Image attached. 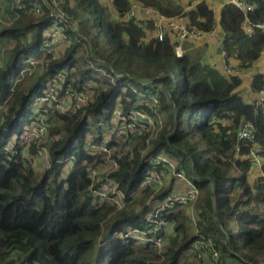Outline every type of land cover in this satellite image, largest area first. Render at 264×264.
<instances>
[{
	"label": "trees",
	"instance_id": "obj_1",
	"mask_svg": "<svg viewBox=\"0 0 264 264\" xmlns=\"http://www.w3.org/2000/svg\"><path fill=\"white\" fill-rule=\"evenodd\" d=\"M4 1L9 12L17 10L11 0ZM179 1L110 0L103 4L99 0H64L62 9L74 20L73 30L68 32L70 44L50 59L42 75L32 76L30 84L20 82L14 91L10 90L12 83L24 62L40 54L52 18L41 0H21L19 17L10 26L0 27V39L6 40L10 51H5L0 68V104L4 107L0 119V264H179L183 255H193L196 235L188 233L189 219L183 211L174 215L176 234L161 260L156 252L138 250L131 241L114 234L126 226L142 225L145 206L139 212L131 209L138 198H130L128 210L108 218L111 208L93 203L87 193L88 168L103 155L83 152L85 136L93 133L99 138L103 123L110 120L118 103L124 110L138 106L132 86L158 92L164 126L127 143L112 173L120 188L127 195L136 191L153 168L149 157L165 153L179 168L197 177L200 194L194 207L205 221L204 233L213 236L220 254L246 264H264V176L250 184L252 167L246 157L250 144L238 141L242 122H251L254 142L264 158V108L242 98L239 77L225 76L203 63L200 55L184 52L176 56L170 36L145 41L142 22L116 20L109 9L111 5L122 17L138 2L169 17H183L189 28L204 32L213 27L215 18L207 0H187L195 2L189 10ZM249 1L254 5L248 13L250 22L264 23V0ZM36 5L42 14H34ZM243 19L239 9L222 6L221 48L226 60L234 58L245 69L262 55L264 63V27L247 35L241 28ZM146 23L145 28L151 29V21ZM62 69L72 78L74 89L90 90L92 98L49 131V166L41 172H26V166L3 154V146L20 136L33 98ZM104 72L116 81L112 83ZM250 87L253 91L263 88L264 75L254 74ZM110 144L119 147L117 141ZM72 155L75 160L68 168L61 161ZM261 170L264 172V162ZM102 225L104 238L98 243Z\"/></svg>",
	"mask_w": 264,
	"mask_h": 264
},
{
	"label": "built area",
	"instance_id": "obj_2",
	"mask_svg": "<svg viewBox=\"0 0 264 264\" xmlns=\"http://www.w3.org/2000/svg\"><path fill=\"white\" fill-rule=\"evenodd\" d=\"M17 8L10 16H5V10L0 5V27L10 26L18 17L19 10L22 9L21 0H11ZM48 8L51 22L45 31V35L40 43V54L35 58L26 60L14 79L11 91H14L17 84L27 77L42 75L47 69L50 59L56 57L70 44L69 31H72L74 20L62 9L64 0H41ZM223 5H232L244 14L241 23L243 32L247 35L253 34L256 28H263L264 23H252L248 13L254 5L249 0H222ZM184 8L191 9L195 2L187 1ZM141 9V15L137 9ZM34 14H42L40 6H34ZM115 19L128 20L133 18L135 22H142L144 29L147 20L151 21L152 27L149 29L150 38L163 40L170 36L173 42V49L176 56L180 57L184 53L183 43L187 38L200 39L202 36L214 35L216 25L208 31H199L189 28L180 17H169L157 10L143 6L141 3L133 2L131 8L123 15ZM85 39L84 36L78 34ZM149 38V39H150ZM1 46V45H0ZM0 47V68L5 63V50ZM221 56L224 59V74L226 76L239 77L242 68L228 65L225 52L221 48ZM105 76L112 83L116 80L109 72H104ZM138 82L145 84L144 80ZM133 91L137 94L138 106L124 110L121 103H118L112 111L108 122L103 123V133L99 136L87 133L82 146L85 153L91 155H103V159L96 165L88 168L89 183L87 193L92 198L93 203L111 208L112 212L128 210L130 198H139L147 194L144 201L146 208L143 214L141 226H126L115 231V235L124 240L131 241L138 250L156 252L160 259H164L163 250L175 235L174 215L184 207H188L189 226L195 240L192 243V264H219L220 253L217 249L213 236L204 233L205 221L200 218L199 213L193 205L197 201L200 190L196 184L197 177L194 174H187L179 168L176 162L165 153L159 152L148 161L153 168L148 171L140 182L138 188L133 193L127 195L119 186L118 181L112 173L118 168V157L127 149L132 137L145 135L156 127L164 126V114L160 111V96L157 91L149 89H137ZM93 92L90 90H76L72 86V78L68 77L66 69L60 70L54 78L48 79L42 92L36 95L30 104L29 119L23 125L20 136H16L3 146V154L14 162H20L29 169L36 168L39 161L46 167L50 163V155L46 139L49 131L73 112L81 110L82 107L92 98ZM255 104L264 108V87L257 91ZM4 107L0 104V119L3 117ZM254 125L249 121H243L238 130V141L250 144L246 157L249 159L251 167L260 169L263 164V156L260 154L259 146L254 142ZM117 141L119 147L116 148L110 142ZM149 147V140L146 141ZM238 156L239 147L235 148ZM146 150L143 149L142 153ZM75 160L72 155L61 162H65L70 168ZM146 192V193H145ZM143 206L135 208L139 212ZM108 215V218L112 215ZM105 226H101V235L98 243L103 240ZM19 264V262L10 263Z\"/></svg>",
	"mask_w": 264,
	"mask_h": 264
},
{
	"label": "crops",
	"instance_id": "obj_3",
	"mask_svg": "<svg viewBox=\"0 0 264 264\" xmlns=\"http://www.w3.org/2000/svg\"><path fill=\"white\" fill-rule=\"evenodd\" d=\"M207 2L210 8L213 10V14L215 18V25H216V33L214 35L202 36L200 39L187 38L183 43V49H184V52H188L192 56H194L195 54H199L201 56V61L203 63H207V64H210L216 67L221 73L224 74V68H225L224 59L221 56V34L222 32H221V28L219 25L220 11L223 6V2L222 0H207ZM179 3H181L182 5H186L185 3H187V0H180ZM137 12L140 15L142 13L140 8L137 9ZM114 15L115 14H112L113 17ZM180 20L185 24V19L183 17H180ZM145 31H146V35H145L144 40L148 41L149 40V37H148L149 29H145ZM227 62H228L227 64L230 66H238V63H239L234 58H229ZM256 73H262L264 75L263 55L251 67L242 69L240 71L239 78L241 79V85L238 87V91L246 102H254L255 99L257 98V91L251 90V87H250L252 77ZM102 133H103V129H102ZM263 162H264V159H263ZM33 170L37 172V168H34ZM260 176H264V172L261 170V168L260 169L251 168V171L248 175L249 182L251 178H258ZM188 210L189 208L186 206L182 208L180 211H183L189 219ZM175 226H176V223H175ZM187 228H190L191 230V227L189 226V221L187 223ZM191 233L193 234V232ZM221 260L222 262H220L219 264H246L247 263L243 259L242 260L244 262L238 260V258L236 257H231L228 255L224 256L222 254H221Z\"/></svg>",
	"mask_w": 264,
	"mask_h": 264
},
{
	"label": "rangeland",
	"instance_id": "obj_4",
	"mask_svg": "<svg viewBox=\"0 0 264 264\" xmlns=\"http://www.w3.org/2000/svg\"><path fill=\"white\" fill-rule=\"evenodd\" d=\"M100 2H102L103 4H110V0H99ZM0 4H2V8L5 10V13L7 14V15H5V16H10L12 13L11 12H9L6 8H5V6L7 7V5H8V2H5L4 0H0ZM9 9V8H8ZM109 9H110V11L112 12V14H115L114 13V11H113V9H112V7H111V5L109 6ZM114 19H115V16L113 17ZM148 37L150 38V33L148 32ZM7 42H6V40H4V39H0V45L1 46H3L4 48H3V50H5L6 52H10L9 51V49H8V47H9V44L7 45L6 44ZM0 46V47H1ZM80 52H81V50H79V52H78V54H80ZM7 53V54H8ZM199 53V52H198ZM194 56H198L199 57V54H195ZM174 76H175V78H176V80H180V77H179V75H178V73H177V71L176 70H174ZM31 78V76L30 77H27V78H25L23 81H25V84L27 83V84H30L32 81H34L33 79H30ZM36 168H37V172H41V171H43L45 168H46V165L43 163V162H41V161H39L38 163H37V165H36ZM256 180H257V178H251L250 179V183L251 184H253V183H255L256 182ZM146 197V196H145ZM145 197H144V199H142L141 200V202L139 201L142 197H139L138 199H136L135 201H134V203H133V205L131 206V209L135 212V208L138 206V208H140L141 206H143V204H144V201H145ZM116 213L114 212H112V215L109 217V218H113L114 217V215H115ZM191 227V226H190ZM192 229V228H191ZM187 231H188V233L189 234H191V232H192V230H190V228H187ZM193 253V252H192ZM220 253V252H219ZM193 256H194V253H193ZM191 258H193L192 256L191 257H188L187 255H183L182 257H181V259H180V262H179V264H192L191 263V261H192V259ZM219 262H222V260H221V254H220V258H219Z\"/></svg>",
	"mask_w": 264,
	"mask_h": 264
}]
</instances>
